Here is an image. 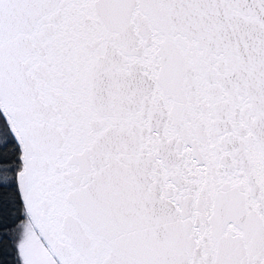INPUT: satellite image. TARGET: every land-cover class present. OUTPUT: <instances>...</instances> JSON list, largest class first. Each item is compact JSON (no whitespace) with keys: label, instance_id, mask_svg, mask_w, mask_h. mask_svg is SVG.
Here are the masks:
<instances>
[{"label":"water","instance_id":"95a60500","mask_svg":"<svg viewBox=\"0 0 264 264\" xmlns=\"http://www.w3.org/2000/svg\"><path fill=\"white\" fill-rule=\"evenodd\" d=\"M0 112L58 264H264V0H0Z\"/></svg>","mask_w":264,"mask_h":264},{"label":"trees","instance_id":"16d2710c","mask_svg":"<svg viewBox=\"0 0 264 264\" xmlns=\"http://www.w3.org/2000/svg\"><path fill=\"white\" fill-rule=\"evenodd\" d=\"M20 148L0 112V264H22L17 229L28 219L18 191Z\"/></svg>","mask_w":264,"mask_h":264},{"label":"rangeland","instance_id":"374dc122","mask_svg":"<svg viewBox=\"0 0 264 264\" xmlns=\"http://www.w3.org/2000/svg\"><path fill=\"white\" fill-rule=\"evenodd\" d=\"M16 233L22 264H58L29 219L21 222Z\"/></svg>","mask_w":264,"mask_h":264}]
</instances>
